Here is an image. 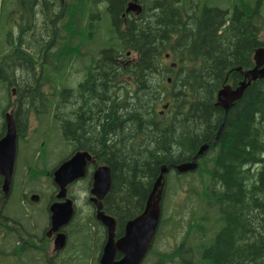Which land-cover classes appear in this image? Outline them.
Listing matches in <instances>:
<instances>
[{"label":"trees","instance_id":"obj_1","mask_svg":"<svg viewBox=\"0 0 264 264\" xmlns=\"http://www.w3.org/2000/svg\"><path fill=\"white\" fill-rule=\"evenodd\" d=\"M131 1L0 0L3 115L16 89L20 135L33 117L39 134L53 130L67 148L50 168L38 144L31 159L43 169L29 166L30 175L52 184L59 164L88 151L96 161L89 183L94 166L111 169L103 212L120 238L144 211L162 167L190 162L209 144L196 170L164 175L162 217L143 264H264V78L227 115L217 105L218 92L238 86V70L254 68L264 49V0H139L138 16L126 12ZM76 65L82 79L74 86ZM88 223L77 234L88 236L92 226L103 232L100 256L90 263L100 264L106 230L93 216ZM77 256L76 264L88 263L86 254Z\"/></svg>","mask_w":264,"mask_h":264},{"label":"water","instance_id":"obj_2","mask_svg":"<svg viewBox=\"0 0 264 264\" xmlns=\"http://www.w3.org/2000/svg\"><path fill=\"white\" fill-rule=\"evenodd\" d=\"M127 13L139 15L142 12V5L138 0L128 3ZM255 67L243 74V81L236 87L224 86L217 94V105L221 107L225 114L230 111L232 104L239 100L247 87L255 80L264 78V49H259L254 55ZM175 67V64H173ZM171 83V79L168 80ZM15 90H13L14 92ZM168 106L165 105L164 109ZM6 132L0 138V176L3 178L2 191L4 197H9L18 157L19 135L12 112L4 115ZM224 123L220 127L216 141L222 131ZM209 144H204L195 157L190 162L178 165H165L161 174L154 184L153 191L146 203L145 209L138 217L127 222L122 237L117 238L116 220L103 212V201L109 193L112 185L111 169L106 165H99L92 173V203L97 214V220L107 229V241L103 248L100 264H143L146 259L157 234L161 217V201L164 189V175L171 168L178 173H188L197 169V160L208 150ZM96 164L92 154L88 151H76L70 158L59 164L53 171V182L58 186L57 198L64 200L51 206V220L53 231L70 223L75 214L74 202L67 197L68 187L82 179L89 172V166ZM38 196H33L34 202L38 201ZM66 236L60 234L56 238V248L62 250L66 247ZM118 254L121 257H117Z\"/></svg>","mask_w":264,"mask_h":264},{"label":"flooded vegetation","instance_id":"obj_3","mask_svg":"<svg viewBox=\"0 0 264 264\" xmlns=\"http://www.w3.org/2000/svg\"><path fill=\"white\" fill-rule=\"evenodd\" d=\"M131 13L138 16L133 12ZM131 55L132 54H128L127 58H130ZM10 112L13 113V110H11ZM18 135L20 142V140L24 138L22 137L23 135H20L19 132ZM19 142L18 153L20 149ZM97 166L93 167V171L97 168ZM76 183L70 185L67 190V197L74 202V217L70 221V223L60 227L57 231H53L52 228L53 226L50 208L53 204L63 202L64 200H60L57 198L59 189L54 182L48 188L47 194L42 191L38 192V190L27 192L25 189H21V196L17 200V210H14L11 207L12 203L10 202V200L15 195L14 184L12 185L9 197L7 199L4 197V193L2 191L3 183L1 184L0 190L2 192L3 199L0 201V264H61L60 258L62 256V253L66 252L67 247L71 244L70 229L73 227L72 232L74 235L77 234L75 229L76 226L80 225L83 228L87 227L86 223H82L83 213L81 211V208L77 204L78 201L76 196L71 191L73 185H75ZM88 188L90 194L86 200V203L92 207V215L96 218L97 211L91 201L92 179L91 183H89L88 185ZM33 196H38L39 199L37 202H34L32 200ZM43 203L47 207V214H45V211L40 207ZM6 204V207H8V213L3 214L2 211L5 210L4 206ZM23 209H25L28 213H20ZM36 211H38L39 213H37ZM105 230L106 243L108 234L106 228ZM60 234H64L66 236L67 243L66 247L62 250H58L56 248V238Z\"/></svg>","mask_w":264,"mask_h":264},{"label":"rangeland","instance_id":"obj_4","mask_svg":"<svg viewBox=\"0 0 264 264\" xmlns=\"http://www.w3.org/2000/svg\"><path fill=\"white\" fill-rule=\"evenodd\" d=\"M3 34L4 31L3 30L0 31V41L5 39V36H3ZM263 37H264V32H263ZM136 57L137 56L135 54H132L131 57L129 58V61L135 60ZM75 68H74L75 71L73 72V77L71 78V83L74 84V86H76L75 84L77 83V81L82 79V66L76 65ZM13 90L15 91L11 92L9 98L10 105L12 104L11 105L12 107L11 106L8 107V110L6 112H10L12 110L13 105L15 103V99L18 97V93L16 89ZM8 102L9 101H8V95L6 89L4 85L0 83V133L2 130V123L4 122V115H3L4 105H6V103ZM41 130L42 128L38 126V123L32 117V122L30 124V131L27 133V135L22 136L24 139L20 140L19 142L20 149L18 156L21 153L20 166H19L20 170L18 172V175L16 177L14 176L16 178V180L14 178L15 183H13L15 187V195L10 200V202L13 204V206L11 204V207L14 210H17V206H18L17 200L18 198H20L23 189H25L27 192L38 190V192L42 191L45 194H47V190L51 185V183L48 181V178L43 174H38L34 178L30 175L29 166L31 167L35 165V167H39L43 169L42 164H38L34 159H31V152H34L37 149V145L39 144L45 150V154L43 156L45 159V156L47 154L46 156L48 159L47 165L50 168L55 166L59 162V160H61L62 157L65 156V154L63 153L67 148L63 147L65 149H61L62 146L59 144V138L57 137L55 131L49 129L48 131L39 134ZM29 147H31V150L29 149ZM37 158L39 159V161L41 160L39 154ZM15 175H16V169H15ZM88 185H89V181L84 178L75 185H73L71 189L72 193L76 196L78 201L77 204L81 208V211L83 213L82 223H86L87 225H89L88 219L91 218V216H93L92 207L86 203V200L90 194ZM40 207L42 210L45 211V214H47L46 212L47 207L44 205V203L41 204ZM36 212L39 213L38 211ZM72 229L73 227L70 229L71 244L67 247L66 252L61 257L63 258H68L70 256L73 257L74 258L73 264H76V261L79 260L77 255H84V254L87 255L88 263H83V264H90L92 262L94 255H95V259L99 258L100 256L99 246L101 245V242L104 240L103 232L100 230L98 233L97 227L92 226L91 229L85 230V233L88 236L79 237L80 234L73 235ZM75 229H76V233H80L84 231V228L80 225L76 226ZM166 241L167 240L165 238L159 240L158 245L160 249H162L163 247H167Z\"/></svg>","mask_w":264,"mask_h":264},{"label":"bare ground","instance_id":"obj_5","mask_svg":"<svg viewBox=\"0 0 264 264\" xmlns=\"http://www.w3.org/2000/svg\"><path fill=\"white\" fill-rule=\"evenodd\" d=\"M249 135V134H248Z\"/></svg>","mask_w":264,"mask_h":264}]
</instances>
